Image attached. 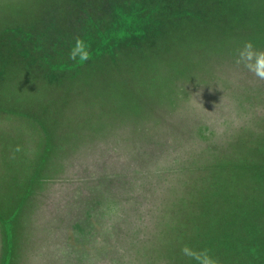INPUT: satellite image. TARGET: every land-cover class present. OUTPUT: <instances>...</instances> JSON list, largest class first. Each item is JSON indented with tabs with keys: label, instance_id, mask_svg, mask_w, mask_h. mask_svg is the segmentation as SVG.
I'll return each instance as SVG.
<instances>
[{
	"label": "rangeland",
	"instance_id": "rangeland-1",
	"mask_svg": "<svg viewBox=\"0 0 264 264\" xmlns=\"http://www.w3.org/2000/svg\"><path fill=\"white\" fill-rule=\"evenodd\" d=\"M214 10L216 18L210 13ZM224 10H234L232 20ZM198 16L220 20L232 34H211L208 25L194 21ZM0 17V57L7 58L0 60V212L11 224L14 264H122L126 254L122 258L121 248L131 225L122 222L117 206L93 197L107 188L124 192L141 181L135 170L142 161L149 162V172L164 170L170 155L181 158L195 147L212 146L210 136L216 133L222 141H264V80L236 63L249 41L264 50V0H0ZM78 40L89 53L83 63L70 58ZM140 58L154 67L149 72L140 64L138 77L125 65ZM95 67L106 70L102 80L117 81L122 95L110 103L105 101L110 94L102 92L99 107L90 98L61 106L63 99L57 101V96L64 92L62 86L75 75V81L93 87L90 72ZM122 82L139 87L145 105L138 95L127 97ZM124 100L139 102L136 111L145 109L127 112L120 103ZM63 107L69 112L59 110ZM57 114L82 118L72 115L59 122L57 134V120L50 119ZM244 121L250 128L239 136ZM203 128L209 130L201 132ZM63 133L78 136L59 151L63 170L46 169L44 184L36 183L28 195L43 140L55 145ZM155 134L161 136L153 138ZM168 142L174 144L166 152L157 150ZM81 172L89 175L81 177ZM129 173L133 181L125 176ZM255 174L263 177L257 180L261 187L264 171ZM77 176L86 183L74 185ZM172 177L155 176L158 197L180 181ZM72 190V198L63 201ZM156 202L153 196L144 203V212ZM250 207L258 214L252 223L264 248V199ZM121 227L125 230L118 239ZM4 238L0 220V261ZM166 248L149 254L154 264L155 257L161 262L172 258L173 247Z\"/></svg>",
	"mask_w": 264,
	"mask_h": 264
},
{
	"label": "trees",
	"instance_id": "trees-1",
	"mask_svg": "<svg viewBox=\"0 0 264 264\" xmlns=\"http://www.w3.org/2000/svg\"><path fill=\"white\" fill-rule=\"evenodd\" d=\"M206 2H209V0H206ZM19 5L21 4L17 6ZM217 10L210 11L214 18L219 14ZM233 11L224 10L225 16L229 13L228 20H232L231 16L234 15ZM205 13L208 12L205 11ZM239 14H241L240 11ZM194 21H201L204 25H208L206 27L212 30L211 34L215 33L224 35L225 37L232 34L226 33L225 25L220 20L217 22V19H209L207 16L202 19V16H198ZM124 23L130 26L126 19ZM231 28L234 29L237 27ZM128 29V27L125 28V30ZM165 54L163 56L167 59L168 55ZM1 59L7 58L0 57ZM143 61L146 62L143 63ZM5 62L3 64L4 66L7 65L6 60ZM128 64L125 67L131 71L135 70L138 77L140 76V64H146V69L149 72L152 70L150 68L152 66L154 67L153 64H147V58H140L138 61L131 63V65ZM105 73L106 70L104 69L92 68L90 75L94 76L95 84L93 87H89L86 83L82 84L80 82L81 80L75 81L77 76H71L72 80L66 83V87L64 85L62 86L64 92L61 96H57V101L63 99L61 106L66 107L68 104H72V101L73 103H79L83 98H90L93 100L94 106L99 107L101 104L98 95L106 92L110 95L108 100L105 101L112 103L116 100L115 98H119L118 95H122L120 92L123 91L117 85L116 80L109 78L102 80ZM132 82H135L133 76ZM122 84L125 86L124 91L127 97L134 98L135 95H138L136 99H139V102L145 105L143 94L140 92L139 87L136 89V85L130 86L124 82ZM115 85L118 90L115 88ZM57 86L60 87V85ZM86 86H88V90H84ZM139 102L136 103V100L131 102L125 100L120 101L126 107L127 112L136 111L139 105L142 106ZM143 109L140 108L135 113ZM59 110L69 112L64 107ZM80 112L81 109L75 111L77 114ZM77 114H65L62 117V114H57V117L50 118L57 120V134L61 132V126H58L59 122L72 119V115ZM77 116L82 118L80 115ZM79 117L76 119L78 120ZM247 124L244 121L243 125H238L239 128L237 126L238 132H240L239 136L241 132L249 131L250 127H247ZM235 128L236 125L234 129H230L231 134L235 132ZM207 130L209 129L203 128L201 132H206ZM256 132L254 130L252 135ZM160 136L161 134H155L153 138H159ZM76 138L68 137L63 133L57 139L55 145L53 142L50 143L49 141L43 140L45 149L40 158L41 161L39 160V166L36 168L37 171L34 173V177L29 178L31 180V184L29 185L31 186L26 183L30 188L27 189L28 195L33 193L36 183L40 185L44 184L45 178L43 173L44 171L47 172L46 169L53 168V166H57L59 169L63 168L61 159L64 160V158L59 155V151H66L69 144L74 142ZM210 139H214L212 146L195 147L190 151L188 156L180 158V154L173 156L169 154L170 160H168V167L164 170L149 172L150 168L146 166L149 162L142 161L139 168L135 170L139 173H136L135 176L137 178L135 179H141L138 184L131 186V188L128 187L120 194H114V192L107 188L103 192H100V197H93V199H100L101 202L104 200L109 201L107 203L108 205L117 206L116 208L119 209L118 211L122 216V222L124 221L123 223H130L131 225L128 224L127 226L131 227L132 233L130 235L125 234L127 243L121 248L122 258L124 253L126 254L122 264H154L153 260L155 259L152 260L149 254L155 251L154 249H157V247L158 250H160V247H167L166 249L173 247L174 249L172 258H169V260L164 258V261L161 262V258L155 257L157 258L158 264H197V261L190 259L182 253L181 249L185 245L197 251L207 249L210 255L217 260L218 264H264V248L260 240L257 239L258 228H255V223H252V218L258 217V214L254 213L250 207L251 202L259 203L260 199H264V183L261 187H258L257 184V180L262 181L263 177L255 174L258 173L259 169L264 171V141H240V138L235 139L230 137L222 141L218 133L212 137L210 136ZM173 144L169 142L165 144L161 143V145L158 144L159 149L157 150L166 152ZM243 147L246 148V151H243ZM223 148L224 156H220ZM70 164L72 165L71 162ZM81 173V177H87L89 175L88 172ZM132 174H134V171ZM132 174L129 173L125 176L130 181H133ZM165 174H172L174 181H180L167 186L164 189V193H159L160 196L158 197V190L154 186V182L158 179V176L160 179L164 178ZM18 175L17 173L14 177L15 182L18 181V178H16ZM116 176L122 178L120 175ZM155 176H157L156 180ZM254 176H257V179ZM183 177L187 179L182 180ZM145 180L147 181L145 182ZM191 180L193 183H191ZM252 181H256V183ZM83 183H86V180L77 176L74 185ZM74 193V190L70 191L68 193L69 196H65L63 201L71 199ZM153 196H155L157 202L153 204L155 206L149 208L151 214L144 212V203H147ZM0 220L3 224L5 237L3 241L4 252L0 264H14L15 247L11 224L1 212ZM124 230L125 228L122 229L121 227L120 234L117 232L118 239ZM245 257H248V262H245ZM178 258L181 260L184 259L178 261Z\"/></svg>",
	"mask_w": 264,
	"mask_h": 264
},
{
	"label": "clouds",
	"instance_id": "clouds-1",
	"mask_svg": "<svg viewBox=\"0 0 264 264\" xmlns=\"http://www.w3.org/2000/svg\"><path fill=\"white\" fill-rule=\"evenodd\" d=\"M89 53L83 41H77L75 47L70 52V58L83 63L88 59ZM236 63L243 64L257 79L264 80V50H257L251 41L247 42L242 49L239 50ZM182 253L190 259L197 261V264H218L207 249L194 250L188 245L181 249Z\"/></svg>",
	"mask_w": 264,
	"mask_h": 264
}]
</instances>
